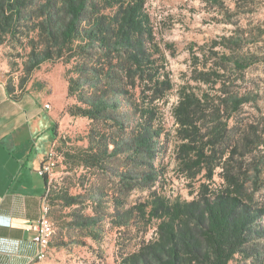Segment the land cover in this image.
Here are the masks:
<instances>
[{
  "label": "trees",
  "instance_id": "16d2710c",
  "mask_svg": "<svg viewBox=\"0 0 264 264\" xmlns=\"http://www.w3.org/2000/svg\"><path fill=\"white\" fill-rule=\"evenodd\" d=\"M145 2L0 0V45L25 50L27 73L45 61L65 64L66 98L72 99L66 113L89 120L87 145L63 152L64 163L110 179L108 188H90L86 196L58 188L53 199L72 207L69 227L85 229L94 240L102 223L119 234L140 235L132 247L121 243L116 264H264V208L251 206L253 192L243 178L244 160L260 152L264 141L252 123L230 126L234 114L255 98L231 89L226 79L227 66L243 72L262 56L236 54L231 46L240 47L241 38L224 36L231 52L211 55L223 68L214 62L194 68L195 79L206 87L180 88L172 106L175 167L185 178L202 174L204 181L192 199L167 196L154 185L164 172H152L164 129L160 102L174 85ZM6 88L16 93L10 81ZM253 169L259 172L258 164ZM215 174L222 182L209 189L205 180L212 182ZM137 188L146 195L129 203ZM86 199L92 213L76 206Z\"/></svg>",
  "mask_w": 264,
  "mask_h": 264
},
{
  "label": "rangeland",
  "instance_id": "374dc122",
  "mask_svg": "<svg viewBox=\"0 0 264 264\" xmlns=\"http://www.w3.org/2000/svg\"><path fill=\"white\" fill-rule=\"evenodd\" d=\"M145 7L155 26L156 39L165 53L167 68L174 87L166 98L160 102L161 121L164 128L156 144L153 158L154 173L158 175L155 186L167 196L192 199L198 193V187L204 178L198 175L193 181L185 178L175 167L174 148L176 144L172 116V106L176 104L182 86H191L194 91L206 87L197 81L198 72L213 62L223 68L218 57H211L212 52H231L223 45V37L234 36L240 39V47L233 45L239 55L256 54L262 56L258 62L248 66L243 72L226 67V79L231 81V89L248 93L255 99L245 103L234 114L230 126L240 123L246 128L253 124L256 133L264 141V0H146ZM241 36V37H240ZM230 45V43L228 42ZM0 55L7 63L6 82H11L17 94L31 92L46 101L56 113L55 143L57 153L73 151L85 147V138L89 120L86 117L66 113V106L72 102L66 98V65L61 61H45L32 72L25 70V50L12 48L10 44L0 45ZM252 98V97H251ZM63 107V109H62ZM255 150L244 160L243 170L248 178L245 184L247 192H253L252 207L264 208V145ZM253 159V160H252ZM63 156L57 162L49 183V200L54 234L47 256L37 264H116L115 255L121 243L129 247L138 241L140 235L134 230L119 234L117 229L102 223L101 235L97 240L91 238L85 229L69 227L67 215L72 207L62 206L59 199H53L58 188L67 189L69 194H85L90 188L94 190L108 188L110 179L95 169L77 167L72 161L64 163ZM258 164L259 172L253 169ZM256 175L259 188L253 184ZM213 181H206L209 189L219 186L222 180L217 174ZM145 190L134 189L128 201L141 200ZM91 201L86 199L78 206L83 212L92 213ZM104 227V229H103ZM151 228L146 237L152 235ZM124 238V239H123Z\"/></svg>",
  "mask_w": 264,
  "mask_h": 264
},
{
  "label": "crops",
  "instance_id": "0c3cea01",
  "mask_svg": "<svg viewBox=\"0 0 264 264\" xmlns=\"http://www.w3.org/2000/svg\"><path fill=\"white\" fill-rule=\"evenodd\" d=\"M6 71L0 55V264H37L31 227L47 187L37 169L57 142V115L36 94L13 97L6 88Z\"/></svg>",
  "mask_w": 264,
  "mask_h": 264
},
{
  "label": "built area",
  "instance_id": "2783aa9c",
  "mask_svg": "<svg viewBox=\"0 0 264 264\" xmlns=\"http://www.w3.org/2000/svg\"><path fill=\"white\" fill-rule=\"evenodd\" d=\"M45 107L48 108L49 104H45ZM61 157L62 154L57 153L55 150V143H52L47 152L44 154L41 164L37 169L39 175L45 176L47 180V187L40 198L41 205L39 217L31 227L34 232L32 241L36 248L35 261L45 259L51 238L54 234V225L50 218L51 206L49 200V183L52 179L54 168Z\"/></svg>",
  "mask_w": 264,
  "mask_h": 264
}]
</instances>
